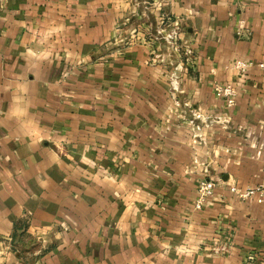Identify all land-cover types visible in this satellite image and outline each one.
<instances>
[{
	"label": "crops",
	"instance_id": "0c3cea01",
	"mask_svg": "<svg viewBox=\"0 0 264 264\" xmlns=\"http://www.w3.org/2000/svg\"><path fill=\"white\" fill-rule=\"evenodd\" d=\"M236 61L264 62V0H0V264H264L229 191L264 180V70Z\"/></svg>",
	"mask_w": 264,
	"mask_h": 264
},
{
	"label": "built area",
	"instance_id": "2783aa9c",
	"mask_svg": "<svg viewBox=\"0 0 264 264\" xmlns=\"http://www.w3.org/2000/svg\"><path fill=\"white\" fill-rule=\"evenodd\" d=\"M159 34L160 39L164 44L168 46V48H176L180 44V35L181 32L177 25L170 22L169 18L165 16L159 17ZM182 49V54H188L189 51L185 47L179 46ZM257 69L264 70V62L255 65ZM251 62L244 61H236L233 64V70L237 71L238 77H243L246 72L253 67H255ZM171 90L173 92L176 91V84L173 80L170 81ZM213 95L216 99L221 100L224 103L226 110L231 109L235 105L236 100V88L231 83H214L213 84ZM177 102H175L176 104ZM216 182L214 179H205L201 180L196 189V199L193 204V209L195 211L201 210L204 202L212 196L213 191L215 189ZM232 194H234L238 200L240 201H250L258 205L264 206V180L253 185L247 187L243 190H238L235 187L230 188L229 190Z\"/></svg>",
	"mask_w": 264,
	"mask_h": 264
}]
</instances>
